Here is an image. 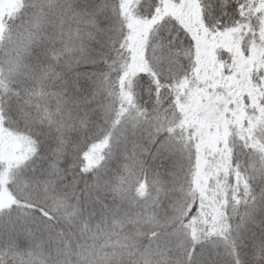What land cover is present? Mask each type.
<instances>
[{"label":"snow or ice","instance_id":"obj_1","mask_svg":"<svg viewBox=\"0 0 264 264\" xmlns=\"http://www.w3.org/2000/svg\"><path fill=\"white\" fill-rule=\"evenodd\" d=\"M0 264H264V0H0Z\"/></svg>","mask_w":264,"mask_h":264}]
</instances>
